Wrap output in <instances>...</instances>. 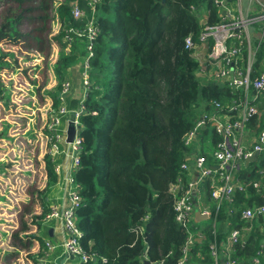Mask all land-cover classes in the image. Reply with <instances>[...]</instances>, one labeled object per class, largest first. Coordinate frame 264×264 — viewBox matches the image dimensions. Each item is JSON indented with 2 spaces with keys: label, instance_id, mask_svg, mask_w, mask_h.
Instances as JSON below:
<instances>
[{
  "label": "trees",
  "instance_id": "trees-1",
  "mask_svg": "<svg viewBox=\"0 0 264 264\" xmlns=\"http://www.w3.org/2000/svg\"><path fill=\"white\" fill-rule=\"evenodd\" d=\"M14 1L20 11L11 9L5 17L0 41L23 45L25 35L17 25L24 17L58 24L54 36L59 46L54 63L58 85L48 92L54 107L59 103L61 81L77 73L82 79V72L88 73L79 118L82 149L74 181L81 198L75 212L82 234L79 243L89 260L78 264H177L186 232L175 220L174 202L182 191L174 187L179 183L185 187L190 181L181 165L196 154L205 156L211 166L212 150L221 140L211 124L201 132H210L209 149L186 143L187 135L200 113L213 110V100L225 107L233 97L230 89L196 78L197 64L185 48L187 36L197 41L201 13H207L210 23L219 20L217 5L213 0H100L92 13L87 0ZM74 5L82 16H73ZM91 20L96 32L91 51L86 48V34L70 43L64 40L69 29L85 31ZM11 59L14 54H0L1 65ZM3 91L0 82V99ZM71 100L70 108L78 103ZM255 122L264 125V114L251 116L249 125ZM45 162L46 186L36 190L33 199L40 213L27 207L20 228L12 235L13 247L20 242H24L22 248L38 246L37 253L25 259L32 264L49 238L48 230L40 231L47 224L46 198L56 175L51 159ZM263 166V158L244 164L236 174L243 189H235L231 200L219 206L211 199L209 180L201 183L211 214L203 226L193 221L203 237L190 248V264H213L209 244L214 239L220 243L230 229L245 225L240 220L244 207L264 202L263 187H253V181L262 179ZM250 224V232L236 245L233 256L238 264H264V218L256 216ZM18 256L15 250L6 251L0 264H20L15 261Z\"/></svg>",
  "mask_w": 264,
  "mask_h": 264
},
{
  "label": "built area",
  "instance_id": "built-area-1",
  "mask_svg": "<svg viewBox=\"0 0 264 264\" xmlns=\"http://www.w3.org/2000/svg\"><path fill=\"white\" fill-rule=\"evenodd\" d=\"M99 1L87 0L92 13ZM213 1L218 7L219 20L210 23L207 13H201V29L197 41L191 35L187 36L185 48L197 64L196 78L230 89L233 97L225 107L213 100V110L200 113L187 135L186 143H191L201 130L211 124L216 133L221 135V140L212 150L213 165H208L203 155L190 156V162L181 165L182 170H187L189 174L195 172L198 176L193 182L191 175L185 187L181 183L174 187L182 191L174 202L175 220L186 232L177 264H190V248L196 239L203 237L201 229L193 228L194 212L199 210V216L205 217L211 214L208 205H199L197 184L209 180L211 199L219 206L224 200H231L235 189H243L236 174L246 164L245 159L254 152L261 154L264 159V125L260 122L249 125L251 116L259 117L264 114V0ZM72 14L80 17L83 12L78 5H74ZM70 31L73 32L72 36H69ZM84 34L88 40L86 48L91 51V42L96 36L92 20L85 31L69 29L64 40L70 43ZM25 55L31 57L26 52L17 55L16 51L14 59L17 58L18 63H13L8 69V76H2L9 91L1 94V99L15 88L28 95L30 104L21 102V99L17 103L9 99L8 103L11 102V105L7 112L10 117L5 120L6 125L0 119V123L7 126L4 130L9 131L8 136H4L7 145L0 151L3 161L0 164L3 165L0 170V256L12 249V235L20 228L21 215L28 207L27 204L33 201L36 190L45 188V160L51 159L56 180L51 186L52 195L46 198L49 211L45 214L44 221H57L61 227L62 239L60 244L46 240L43 253L37 257L36 264H45L42 257L49 256L56 247L71 254L78 264L89 260L79 243L82 234L76 225L75 212L81 198L78 185L74 181L82 149L79 118L84 110L83 101L89 87L88 73L85 70L82 72L84 95L75 107L70 108L66 104L70 91V80L67 78L61 81L57 91L59 103L56 107L47 94L39 99L41 106L32 107L34 99L30 96H33L32 88L39 84L40 73L38 62L30 64L35 57L30 59ZM87 67L86 60L84 68ZM26 110H33V116L24 114ZM69 129L73 131L71 141L67 140ZM259 173L262 179L253 181V187L264 189V166ZM37 210L39 209L35 207L33 213L39 214L40 210ZM256 216L264 218V202L253 207H244L240 220L245 225L230 229L220 243L214 239L209 244L213 264H238L233 256L235 247L250 232V223ZM216 225L213 220V233L216 232ZM37 247H34V254L38 251ZM253 261L258 262L257 259ZM23 262L32 264L30 261Z\"/></svg>",
  "mask_w": 264,
  "mask_h": 264
},
{
  "label": "rangeland",
  "instance_id": "rangeland-1",
  "mask_svg": "<svg viewBox=\"0 0 264 264\" xmlns=\"http://www.w3.org/2000/svg\"><path fill=\"white\" fill-rule=\"evenodd\" d=\"M11 9H13V11L15 10V12L17 10L18 12L20 11L18 9L17 3L14 0H0V25L5 22V17L10 15ZM57 26L58 24L56 22L53 23L51 19L43 23L38 19H30L29 17H24L20 21V23H18L17 25L18 30L21 31V33L24 34L25 36L22 42L23 45L22 44L21 45L12 44L14 51H17V55L23 54L24 52H26V54H29L31 56L29 57L25 55L26 58L33 59L35 57V59L32 62H30V64H35L36 62H38L37 68L40 73L39 79H38L39 84L35 88L31 87L33 96H30V97L34 99L33 101L34 104L32 105V107L41 106L39 99L43 98L42 95L47 94L48 96H50V93H48L49 91H51L50 89L54 90L57 88V85H58L57 76L54 71V63L57 59V54L59 51V46L57 45V42L54 39V36L58 29ZM65 52H67V49H65ZM14 60L11 59L10 62L13 63ZM76 75L77 77L70 78V91L67 94L68 101L66 102V104H68L70 99L76 98L79 100L84 95V86L82 84V79L79 73H77ZM5 91L6 92L9 91V89L6 87ZM32 111L33 110H26L24 114L33 116ZM201 132L202 130L199 132V135L194 140L193 144L196 146L197 149H199L200 147L209 149L210 146H209L208 140H209L210 132L208 131L206 134L201 133ZM201 188H202L201 193L204 196L206 189L203 186H201ZM51 195H52V192H50L48 196H51ZM26 204L27 202H25V205ZM28 204L29 205L27 206L29 207V209L33 211L35 208V206L33 205V201ZM25 205H23V208ZM207 221L208 220L205 219V220L200 221V223L201 225H204L205 223H207ZM56 222L57 221H54V220L49 221L48 223L50 224L48 225L55 226L57 225ZM60 236L61 234H56L55 237L51 238V241L54 244H60L61 243V240L59 238ZM20 241H23V239H20ZM26 242L27 240L25 241V244ZM21 244H24V242H20L19 245L15 244L16 247H12V249L9 251H13V250L17 251L19 253V256L15 261L19 262L20 264H23L24 263L23 261H25L26 258H29V256H32V254L36 252L34 251L36 249L34 248L36 245L34 244V246L30 248L31 251H29L30 249L20 247ZM32 244L33 242H31V245ZM54 251L55 250L51 251L49 256L42 257L45 264H53L51 259L53 258ZM6 264H14V262H8Z\"/></svg>",
  "mask_w": 264,
  "mask_h": 264
},
{
  "label": "crops",
  "instance_id": "crops-1",
  "mask_svg": "<svg viewBox=\"0 0 264 264\" xmlns=\"http://www.w3.org/2000/svg\"><path fill=\"white\" fill-rule=\"evenodd\" d=\"M21 32V31H20ZM6 44V45H5ZM5 47H7V48H9V49H4ZM1 53H3V54H5V53H8V54H14V53H16V51H13V47H12V44L11 43H9L8 41H0V54ZM8 63V64H7ZM7 63H5V64H3V65H1L0 64V82H1V84H3L4 85V88H6L7 86H8V84H6L5 83V81L3 80V77H5V76H8V73H10V71L8 70L11 66H12V64L13 63H11V62H7ZM8 67V68H7ZM3 76V77H2ZM50 90H53V89H50ZM21 90H19V89H16L15 90V88H14V90L11 92V93H9L8 92V94H6L5 96H3V99H1L0 100V119H2V122L3 123H5V120L8 118V116L10 117V114L7 112V110H10V108H9V106L11 105V102H9L8 103V101H9V99L12 101V102H16L17 103V100L19 101L20 99H21V102H23V103H26L27 105H29L30 103H29V98H28V95L27 94H24V93H22V92H20ZM53 91H55V89L53 90ZM5 91H3V93H4ZM14 92V93H13ZM2 93V94H3ZM6 98H8V99H6ZM74 100H77L76 98H74V99H72L71 100V102L72 101H74ZM70 102V103H71ZM77 102V101H76ZM73 108V107H72ZM2 122L0 123V127H1V130H0V151H1V149L3 148V147H5L6 145H7V142H6V139H5V135H7L8 136V132L9 131H7V132H4L5 130H4V128H5V125H6V123H5V125L4 124H2ZM257 122H255V124H256ZM209 125V124H208ZM207 125V126H208ZM213 126V125H212ZM194 142V141H193ZM262 158L261 157V154H259L258 153V155L254 158V160H252V161H249V162H253V161H259L260 159ZM211 160L213 161V159L211 158ZM3 163V161L1 160V158H0V164H2ZM211 165H213V163L211 164ZM2 166L3 165H0V170H2ZM190 174L192 175V179H194V177H195V172L194 173H192V172H190ZM191 175H190V177H191ZM200 185V184H199ZM198 184H197V200H198V202H199V205L200 206H204L203 204H206V205H208L206 202H205V200H204V197H203V195H202V193H201V187L199 186ZM203 203V204H202ZM205 219H208V217H205V218H203V219H200L199 217L195 220V218H194V221L195 222H200V221H202V220H205ZM57 223V225H48V224H50V223H47V224H45V227H44V229H43V231H40L41 233H43L44 232V230H48V236H49V238L47 237V240H51V238H53V237H55L56 236V234H61V227H60V224L58 223V222H56ZM198 226H203V225H201V223L198 225ZM50 229H52V232H51V235H50V233H49V231H50ZM199 229H201V228H199ZM45 238H46V236H45ZM60 238V240L62 239V235L59 237ZM55 251L53 252V258L51 259L52 260V263L53 264H55V262H54V260H55V257L56 256H58V255H60L61 253H63V250H62V248L61 247H56L55 249H54ZM58 250V251H57ZM57 251V252H56ZM56 252V253H55ZM63 264H76V260L75 259H67V260H65V262L63 263Z\"/></svg>",
  "mask_w": 264,
  "mask_h": 264
},
{
  "label": "water",
  "instance_id": "water-1",
  "mask_svg": "<svg viewBox=\"0 0 264 264\" xmlns=\"http://www.w3.org/2000/svg\"><path fill=\"white\" fill-rule=\"evenodd\" d=\"M72 137H73V131H72L71 129H69V130H68V138H67V140H68V141H71V140H72ZM257 155H258V152H254L251 156H249V157H247V158L245 159V163H248L249 161L254 160V158H255ZM197 176H198V174L196 173V174H195V177H194V179H193V182L196 181ZM199 215H201L200 212H199V210H196V211L194 212L195 220H196L198 217H199L200 219L205 218V216H199ZM51 232H52V229H50V231H49L50 235H51ZM67 259H74V257H73L71 254H67L66 252H63V253H61L60 255H58V256L55 257L54 262H55V264H63V263L65 262V260H67ZM93 260H95V259H93Z\"/></svg>",
  "mask_w": 264,
  "mask_h": 264
}]
</instances>
